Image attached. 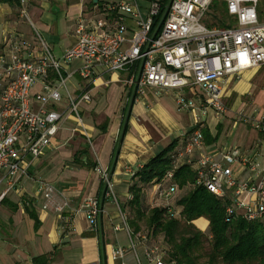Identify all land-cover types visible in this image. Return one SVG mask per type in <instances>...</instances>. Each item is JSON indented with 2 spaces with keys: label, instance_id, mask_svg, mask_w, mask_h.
<instances>
[{
  "label": "built area",
  "instance_id": "2783aa9c",
  "mask_svg": "<svg viewBox=\"0 0 264 264\" xmlns=\"http://www.w3.org/2000/svg\"><path fill=\"white\" fill-rule=\"evenodd\" d=\"M145 1L149 4L146 17L141 0L108 3L95 16L81 17L76 27L77 41L61 59L44 42L37 53L23 36L13 38L11 45L9 39L0 53V188L6 187L0 193V202L16 188L30 163L55 148V140L70 116L78 127L85 128L82 105L92 101L88 89L98 68L127 73L126 86L132 94L135 91L136 99L145 97L148 91L156 95L174 91L180 112L199 110L206 117L210 110L220 116L230 111L221 87L224 80L264 67L260 0H173L165 10L159 1ZM215 3L225 4L231 17L223 28L205 23ZM75 63L79 68L70 70ZM76 75L85 84L78 94L71 89ZM194 89L202 98L186 97V92ZM238 117L240 123L264 134V111L254 110L249 116L240 113ZM203 128L199 120L172 157L173 168L155 185V200L163 203L169 216H180L172 205L178 188L166 184L178 168L187 165L195 172L197 187L220 200H231L228 221L242 217L250 223L264 224V171L246 161L239 149L226 153L223 161L204 153ZM198 152L203 153L196 160ZM236 162L249 164L260 180L239 182L231 169ZM101 173L105 197L115 199L109 176ZM38 191L45 200L44 210H64L65 204L58 201L52 184L40 181ZM82 208L88 215L90 232L97 233L102 204L88 197ZM148 239L141 236L142 242ZM132 247L135 249L134 243ZM124 251L119 249L115 256H123ZM147 257L153 264H176L166 262L160 244L147 247Z\"/></svg>",
  "mask_w": 264,
  "mask_h": 264
},
{
  "label": "crops",
  "instance_id": "0c3cea01",
  "mask_svg": "<svg viewBox=\"0 0 264 264\" xmlns=\"http://www.w3.org/2000/svg\"><path fill=\"white\" fill-rule=\"evenodd\" d=\"M50 1L53 14L65 13V16L74 17L77 27L81 17H93L100 7L120 0H99L97 5L93 0ZM219 5L226 7L225 4ZM26 8L35 13L41 11L42 5L39 0H0V53L9 39L11 45L17 36H23L34 45L37 53L41 52V42L36 35L19 31L18 24L24 18ZM227 22L228 19L218 25L212 23L207 26L223 28ZM57 23L58 17L51 18L52 28L55 26L57 29ZM43 39L53 54L61 59L65 51L75 45L76 29L69 32L67 43L55 34L43 36ZM79 66L75 63L69 69L75 71ZM254 76L255 70L221 83L227 106L232 100L236 102L234 106H246L242 99L252 96L251 80ZM128 77L127 73H112L98 68L88 89L92 101L82 105V116L87 119L83 131L78 130L75 118L70 116L55 140V148L30 163L26 167V175L20 177L16 188L0 202V264H153L147 257V247L153 246L149 245L150 239L142 242L141 236L145 234L135 233L136 225H141V222H137L138 209L132 203V187L144 167L172 143L177 142V146L170 155L182 148L203 117L198 111L187 112L186 122H175L170 112L172 103L168 100L174 91L160 95L148 91L145 97L133 102L124 128L126 108L128 110L131 100L126 86ZM83 85L76 75L71 89L78 94L85 89ZM176 107L179 113H183L178 110L177 104ZM220 118L210 110L205 123L202 122L203 130L208 131L204 153L223 161L226 153L239 149L246 161L264 171V134L240 123L237 117L230 131L226 132V139L220 142ZM101 119L105 120L103 124ZM176 132L178 137L169 145ZM89 142L94 155L88 152ZM202 153L198 152L195 159ZM68 156L72 163L63 169L60 163ZM231 169L239 182L257 183L260 180L258 172L249 164L236 162ZM100 171L109 176L115 199L105 197L106 189ZM40 181L54 186L58 201L65 204L62 212L43 209L45 200L38 191ZM5 188L2 186L0 193ZM154 188L147 194L141 208L162 204L160 200H155ZM88 197L97 198L102 203L97 233L90 232L88 215L82 208ZM195 225L203 232L209 229V221L205 218L197 220ZM119 249L125 250L121 257L115 256ZM166 262L169 263L167 259Z\"/></svg>",
  "mask_w": 264,
  "mask_h": 264
},
{
  "label": "trees",
  "instance_id": "16d2710c",
  "mask_svg": "<svg viewBox=\"0 0 264 264\" xmlns=\"http://www.w3.org/2000/svg\"><path fill=\"white\" fill-rule=\"evenodd\" d=\"M160 3L165 10L169 0ZM219 7L217 3L212 6L224 15L226 7ZM129 97H132L131 92ZM203 134L207 139L208 131L203 130ZM176 146L177 142L172 143L147 164L137 175L138 180L132 187V203L138 209L137 222H140V217L148 214L149 245L157 243L156 239L160 237L166 259L176 264H264V224L250 223L242 217L228 221L226 212L231 206V200H220L204 188L197 187L195 172L190 166L178 168L174 178L166 184V187L176 185L178 188L172 205L180 211L179 217L169 216L163 203L153 208H141L148 192L173 168L172 157L181 149L170 155ZM201 218L209 221V229L205 232L195 225ZM140 231V225H136L135 232Z\"/></svg>",
  "mask_w": 264,
  "mask_h": 264
},
{
  "label": "rangeland",
  "instance_id": "374dc122",
  "mask_svg": "<svg viewBox=\"0 0 264 264\" xmlns=\"http://www.w3.org/2000/svg\"><path fill=\"white\" fill-rule=\"evenodd\" d=\"M39 4L42 5V9H41L42 12L37 11L35 13L34 12L32 13V11H29L26 8L25 13L23 14L24 18L18 24L19 31L27 35H30L31 33L33 35H36L39 42L41 43L44 41L43 36L46 37V35H49V34H55L61 39L62 42L67 43L69 32L72 30L75 31L76 29L75 18L67 16V15L65 16V13L59 14V15L53 14L52 13V1L50 0H39ZM148 6H149L148 2H146L145 0H141V7L143 8V14L145 17H146ZM219 6H220L219 9H221L222 6L221 5ZM258 12L260 16V21L264 23V0H260ZM36 14L38 15L36 16ZM41 15H43L42 18H41ZM53 17H58L57 29H55V26L54 28L50 26L51 18ZM227 19H231V17L229 16L227 7L225 8L224 15H221L219 10L211 8V10L207 14V21L205 23L208 25H211L212 23L215 25H218L221 22H226ZM251 83L253 85L252 96L244 97L242 99L243 103H245L246 106H244L243 104H241L240 106L239 105L234 106L236 102L234 100L229 101L228 108L230 110L233 107V109L230 112H228L226 115L220 116L221 117L220 124L222 125V128H221L222 134L220 136V142L226 139V132L230 131L232 126L235 124V120H237V117L241 111H243V113L246 114L247 116H249L250 113L253 112L254 110H259L261 112L264 111V67L255 70V76L251 80ZM186 93H187L186 95L189 98L192 97L193 95H198L199 98H202L200 92L195 89L192 91H188ZM176 94L177 92H173L168 97V100L172 103L170 104L171 116L174 118L175 122H186V119H188V113L187 112L179 113L177 111V107L175 103ZM197 111L199 113L198 112L196 113H198L201 117H203L201 122L205 123L206 117L202 116V113L199 110ZM83 120H84V123H87L86 118H83ZM104 121L105 120L101 119L100 123L103 124ZM78 130L81 132L83 131V129L80 127H78ZM177 137H178V133L176 132V134L168 142L169 145H170V142L172 143ZM90 142L88 144V152H90L91 155H94V149L91 146ZM70 163L72 162L70 161V158L68 156V157H65V159L63 158V160L60 163V166H62L64 169V167H67ZM150 193L151 192H148V195ZM115 205L118 206L116 202H115ZM137 216L138 215L136 214V217ZM147 217H148V214L146 216L140 217L141 231L137 233L148 235L149 229L147 227ZM156 242L162 243V239L159 237L156 239Z\"/></svg>",
  "mask_w": 264,
  "mask_h": 264
},
{
  "label": "water",
  "instance_id": "95a60500",
  "mask_svg": "<svg viewBox=\"0 0 264 264\" xmlns=\"http://www.w3.org/2000/svg\"><path fill=\"white\" fill-rule=\"evenodd\" d=\"M94 3L97 5L99 3V0H93ZM173 0H169V3H168V6L167 8H169V6L171 5ZM165 19V15H164V18L163 20ZM134 97H135V91L133 92L132 94V97H131V100H130V103H129V107H128V110H127V115H126V118H125V123H124V128L129 120V116H130V113H131V109H132V105H133V102H134Z\"/></svg>",
  "mask_w": 264,
  "mask_h": 264
}]
</instances>
